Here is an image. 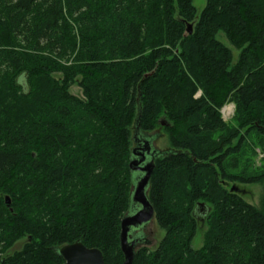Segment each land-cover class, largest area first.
I'll use <instances>...</instances> for the list:
<instances>
[{"label":"trees","instance_id":"obj_1","mask_svg":"<svg viewBox=\"0 0 264 264\" xmlns=\"http://www.w3.org/2000/svg\"><path fill=\"white\" fill-rule=\"evenodd\" d=\"M163 123L174 151L148 197L165 236L133 264H264V203L224 186L264 183L239 172L248 138L264 147V0H207L200 17L194 0H0L2 264H65L77 242L123 264L132 127Z\"/></svg>","mask_w":264,"mask_h":264},{"label":"rangeland","instance_id":"obj_2","mask_svg":"<svg viewBox=\"0 0 264 264\" xmlns=\"http://www.w3.org/2000/svg\"><path fill=\"white\" fill-rule=\"evenodd\" d=\"M194 6L197 9L198 17L202 14L207 6V0H194ZM218 40L228 47L234 57V62L236 63L241 55L242 50L236 49L233 47L224 33L218 35ZM71 93L77 97H83L82 90L75 86L71 89ZM203 96L202 90H199L195 95L196 99H199ZM230 110L229 116L226 112ZM227 110L224 114V111ZM220 115L223 123L227 126V130L231 131L236 127V117H237V108L233 102H229L222 109H220ZM135 124V123H134ZM168 127V126H167ZM222 133H218L215 137H219ZM136 135V128L132 127V149L135 144L133 141L134 136ZM142 138L150 142L153 151H156L160 155H166L171 153L173 148L171 147L170 133L166 130V126H161L152 132L142 133ZM256 138L254 136L248 138L247 147L241 150L239 172L245 173L250 176H255L259 174H264V147L257 146L255 144ZM136 176V175H135ZM134 176V177H135ZM225 188L232 190L236 188L237 193L243 197V199L251 206L261 209L264 203V183L263 184H253V185H242L228 182L224 183ZM133 187V185H132ZM6 198V203H7ZM10 201V200H9ZM11 203V202H10ZM10 203L8 205H10ZM207 231L206 226H202L199 229V232L194 240L193 248L199 250L204 245V234ZM144 238L147 240V244L144 247H147L150 250H156L165 236V232L161 229L156 219H154L143 231ZM26 240L18 242L10 251L9 254H15L20 252L26 244ZM139 249V248H138Z\"/></svg>","mask_w":264,"mask_h":264},{"label":"water","instance_id":"obj_3","mask_svg":"<svg viewBox=\"0 0 264 264\" xmlns=\"http://www.w3.org/2000/svg\"><path fill=\"white\" fill-rule=\"evenodd\" d=\"M192 33L193 26L189 25L188 34L192 35ZM162 125L166 126L165 123ZM141 134L142 133L137 126L136 135L133 140L136 141L143 139L146 141L144 144L146 149H142L143 151H141L139 155L136 154L138 150L132 149V159L129 165L133 175L131 207L129 212L121 221L120 246L125 257L123 264H133L137 250L138 242L131 238V234L136 229L148 226L155 219V210L149 200L148 192L155 169V161L161 156H164L160 155L156 151H153L150 142L142 138ZM147 155L151 157V161L149 163H146ZM134 157L139 159L134 160ZM135 175H143V177L136 180ZM232 191L237 192L236 188L232 189ZM7 203H10L9 199H7ZM58 253L64 259L65 264H106L104 256L99 249H89L81 242L62 247L59 249Z\"/></svg>","mask_w":264,"mask_h":264},{"label":"flooded vegetation","instance_id":"obj_4","mask_svg":"<svg viewBox=\"0 0 264 264\" xmlns=\"http://www.w3.org/2000/svg\"><path fill=\"white\" fill-rule=\"evenodd\" d=\"M133 141H134V140H133ZM145 142H146V141H144L143 139H139V140L134 141L135 146H134L133 149L138 150L137 152L135 151L137 155H139V154L141 153V151H143L142 149H146V148H145V145H144ZM146 157H147V158H146V163H149V162L151 161V157H150L149 155H147ZM136 159H139V158L134 157V160H136ZM155 159H156V158H155ZM142 177H143V175H136L135 179H136V180H139V179H141ZM135 210H136V207H135ZM205 214H206V213H205ZM146 227H147V226H146ZM146 227L136 229V230L131 234V238H132L133 240H136V241L138 242V243H137V249L140 248V247H143V246H145V245L147 244V240L144 238V234H143V231H144V229H145ZM2 263H3V259L0 260V264H2Z\"/></svg>","mask_w":264,"mask_h":264},{"label":"built area","instance_id":"obj_5","mask_svg":"<svg viewBox=\"0 0 264 264\" xmlns=\"http://www.w3.org/2000/svg\"><path fill=\"white\" fill-rule=\"evenodd\" d=\"M227 110H228V109H227ZM227 110L224 111V114H223V115H225V112H226ZM226 114H227V116H229V114H230V110H228V111L226 112Z\"/></svg>","mask_w":264,"mask_h":264}]
</instances>
